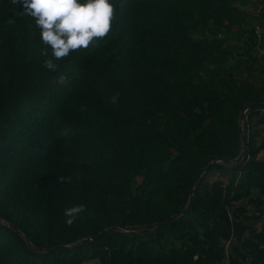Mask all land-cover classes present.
<instances>
[{
	"label": "trees",
	"instance_id": "trees-1",
	"mask_svg": "<svg viewBox=\"0 0 264 264\" xmlns=\"http://www.w3.org/2000/svg\"><path fill=\"white\" fill-rule=\"evenodd\" d=\"M251 1L113 0L106 36L53 71L21 0H0V264H223L226 247L264 264V105L229 164L240 110L264 103ZM208 164L184 215L136 232L180 213Z\"/></svg>",
	"mask_w": 264,
	"mask_h": 264
},
{
	"label": "clouds",
	"instance_id": "clouds-1",
	"mask_svg": "<svg viewBox=\"0 0 264 264\" xmlns=\"http://www.w3.org/2000/svg\"><path fill=\"white\" fill-rule=\"evenodd\" d=\"M21 3L40 29L39 38L45 45L43 65L53 71L58 67L56 61L105 37L115 17L113 0H21ZM116 99L112 97L113 102ZM85 211L83 203L65 208L64 222L72 225Z\"/></svg>",
	"mask_w": 264,
	"mask_h": 264
},
{
	"label": "water",
	"instance_id": "water-1",
	"mask_svg": "<svg viewBox=\"0 0 264 264\" xmlns=\"http://www.w3.org/2000/svg\"><path fill=\"white\" fill-rule=\"evenodd\" d=\"M264 105V103H250L246 106H244L241 110H240V115H239V134L241 136V141H242V152L240 155H238V157L232 161L229 162V164H234V165H237L241 162L243 156L245 155L246 153V141H245V138H244V135L242 134V129H243V123H244V120H245V115H246V112L254 107H259V106H262ZM218 163V162H217ZM211 164H208L206 166V168L204 169V171L202 172L201 176H200V179L195 183L193 189L191 190L190 192V195H189V199H188V203L186 205V207L178 214H175L169 218H167L166 220H164L163 222L155 225V226H151V227H148L146 229H143L141 231H136L138 233H142V234H146V233H149V232H152V231H158V230H161L163 227H166L167 225H169L172 221H174L175 219H177L178 217L184 215L186 213V211L188 210L189 206H190V203L192 201V196H193V193H194V190L195 188L197 187V185L199 184L200 180L204 177V174L206 173V170L210 167ZM13 229L16 230V228H14L13 226H11ZM116 228L115 227H109L107 229H103L101 230L98 234L96 235H93L91 237H88L86 239H83L82 241H79L73 245H77V244H82V243H86V242H92V243H95V242H98L99 240H101L107 233L109 232H112V231H115ZM24 239L28 242V240L24 237ZM65 247H69V246H58V247H55V248H52V249H47L45 251L47 252H52V251H56L58 249H61V248H65ZM42 251V250H40Z\"/></svg>",
	"mask_w": 264,
	"mask_h": 264
},
{
	"label": "rangeland",
	"instance_id": "rangeland-1",
	"mask_svg": "<svg viewBox=\"0 0 264 264\" xmlns=\"http://www.w3.org/2000/svg\"><path fill=\"white\" fill-rule=\"evenodd\" d=\"M252 2V1H251ZM245 12L246 11H248V12H250L251 14H253V15H258V13L260 12V7H259V5L258 4H256V3H254V2H252V3H249V4H247L245 7H243L242 8ZM251 16V18L252 19H250V21H247L248 22V28L249 27H251V28H255V27H257L259 30L258 31H256V33H258L259 35V38L261 37V36H263V27H261V25L259 26V25H257L258 24V22H256L257 20H256V18H255V16ZM245 27H247V26H245ZM247 28V29H248ZM262 29V30H261ZM236 32V31H235ZM233 32V34L230 36L231 37V39H233V38H237V37H239V34H238V32ZM233 44H235V43H233ZM258 54V53H257ZM245 121V120H244ZM242 134L244 135V131H243V129H242ZM259 140H261V138L259 139ZM258 157L260 158V159H264V151H262L259 155H258ZM215 178L216 177H208V179H207V181L208 182H210V183H212L214 180H215ZM220 179H223L225 182H226V180H227V177L226 176H222V177H220ZM85 264H92L91 262H89V263H85Z\"/></svg>",
	"mask_w": 264,
	"mask_h": 264
},
{
	"label": "crops",
	"instance_id": "crops-1",
	"mask_svg": "<svg viewBox=\"0 0 264 264\" xmlns=\"http://www.w3.org/2000/svg\"><path fill=\"white\" fill-rule=\"evenodd\" d=\"M252 1L255 2L254 0ZM256 4H258L260 7V12L258 13V15H255L257 20L256 22H258L257 25H261V27H263V30L261 29L263 31V36L259 38L261 46L258 48V54L256 55L257 58H259V60L264 63V14L262 13L264 12V0H259V2ZM255 30L258 31L259 29L255 27Z\"/></svg>",
	"mask_w": 264,
	"mask_h": 264
},
{
	"label": "built area",
	"instance_id": "built-area-1",
	"mask_svg": "<svg viewBox=\"0 0 264 264\" xmlns=\"http://www.w3.org/2000/svg\"><path fill=\"white\" fill-rule=\"evenodd\" d=\"M223 264H232L231 261H230L229 251H228L227 247H226V251H225V259L223 261Z\"/></svg>",
	"mask_w": 264,
	"mask_h": 264
}]
</instances>
